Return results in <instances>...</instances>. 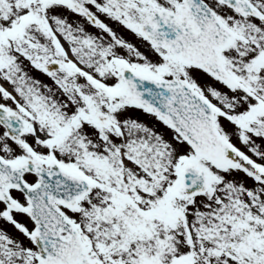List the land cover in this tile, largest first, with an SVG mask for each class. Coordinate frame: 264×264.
<instances>
[{
    "label": "snow or ice",
    "instance_id": "6c2138e0",
    "mask_svg": "<svg viewBox=\"0 0 264 264\" xmlns=\"http://www.w3.org/2000/svg\"><path fill=\"white\" fill-rule=\"evenodd\" d=\"M0 264H264V0H0Z\"/></svg>",
    "mask_w": 264,
    "mask_h": 264
}]
</instances>
